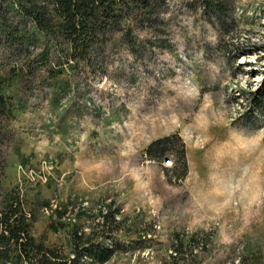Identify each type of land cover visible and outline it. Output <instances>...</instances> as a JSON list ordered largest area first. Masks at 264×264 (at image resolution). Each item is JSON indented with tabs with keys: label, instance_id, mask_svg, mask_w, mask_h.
I'll return each instance as SVG.
<instances>
[{
	"label": "rangeland",
	"instance_id": "1",
	"mask_svg": "<svg viewBox=\"0 0 264 264\" xmlns=\"http://www.w3.org/2000/svg\"><path fill=\"white\" fill-rule=\"evenodd\" d=\"M230 1L151 0L73 59L1 0L0 211L18 196L35 240L69 256L79 229L103 264H264V0ZM175 134L185 165L145 157Z\"/></svg>",
	"mask_w": 264,
	"mask_h": 264
},
{
	"label": "trees",
	"instance_id": "2",
	"mask_svg": "<svg viewBox=\"0 0 264 264\" xmlns=\"http://www.w3.org/2000/svg\"><path fill=\"white\" fill-rule=\"evenodd\" d=\"M200 1L204 9L217 19L225 18L231 8L230 0ZM150 3L151 0H17L15 5L41 32L59 34L69 41L73 59H86L90 49L101 38H106L111 26L119 24V20L132 8H147ZM259 92L254 106L263 113L264 89ZM4 107V99L0 96V110ZM167 150H175L176 155L170 169L178 163L186 164L184 145L176 134L151 142L145 155L151 160L160 158L162 162L166 158L162 155ZM3 201L4 210L0 211V264L12 262L13 259L26 264H79L85 260L103 264L115 253L114 247L91 242L79 229L71 234V255L59 253L29 234L20 217L22 203L18 196L6 195ZM204 239L208 242L206 236ZM181 247V243L174 247L175 255Z\"/></svg>",
	"mask_w": 264,
	"mask_h": 264
},
{
	"label": "built area",
	"instance_id": "3",
	"mask_svg": "<svg viewBox=\"0 0 264 264\" xmlns=\"http://www.w3.org/2000/svg\"><path fill=\"white\" fill-rule=\"evenodd\" d=\"M145 157H146V155H145ZM147 158V157H146ZM148 159V158H147ZM149 160H151V159H149ZM161 163H164L165 164V166L166 165H168V166H172V164H173V160L170 158V157H168V158H165Z\"/></svg>",
	"mask_w": 264,
	"mask_h": 264
}]
</instances>
